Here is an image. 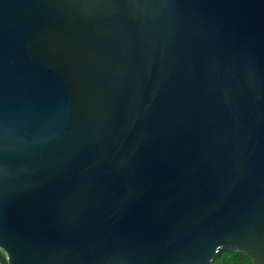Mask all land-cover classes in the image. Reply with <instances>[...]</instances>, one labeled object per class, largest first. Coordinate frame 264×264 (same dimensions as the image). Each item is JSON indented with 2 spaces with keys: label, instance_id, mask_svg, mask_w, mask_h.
Here are the masks:
<instances>
[{
  "label": "water",
  "instance_id": "95a60500",
  "mask_svg": "<svg viewBox=\"0 0 264 264\" xmlns=\"http://www.w3.org/2000/svg\"><path fill=\"white\" fill-rule=\"evenodd\" d=\"M7 264H264V0H0Z\"/></svg>",
  "mask_w": 264,
  "mask_h": 264
},
{
  "label": "trees",
  "instance_id": "16d2710c",
  "mask_svg": "<svg viewBox=\"0 0 264 264\" xmlns=\"http://www.w3.org/2000/svg\"><path fill=\"white\" fill-rule=\"evenodd\" d=\"M0 259L7 264L1 251ZM213 264H251V259L242 252H221L215 256Z\"/></svg>",
  "mask_w": 264,
  "mask_h": 264
},
{
  "label": "flooded vegetation",
  "instance_id": "af4514ba",
  "mask_svg": "<svg viewBox=\"0 0 264 264\" xmlns=\"http://www.w3.org/2000/svg\"><path fill=\"white\" fill-rule=\"evenodd\" d=\"M0 264H4L3 261L0 259Z\"/></svg>",
  "mask_w": 264,
  "mask_h": 264
},
{
  "label": "rangeland",
  "instance_id": "374dc122",
  "mask_svg": "<svg viewBox=\"0 0 264 264\" xmlns=\"http://www.w3.org/2000/svg\"><path fill=\"white\" fill-rule=\"evenodd\" d=\"M4 256V255H3ZM5 257V256H4Z\"/></svg>",
  "mask_w": 264,
  "mask_h": 264
}]
</instances>
